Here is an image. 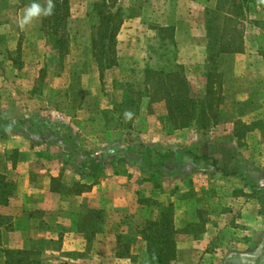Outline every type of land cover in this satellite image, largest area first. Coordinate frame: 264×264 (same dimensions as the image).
<instances>
[{
  "label": "rangeland",
  "instance_id": "obj_1",
  "mask_svg": "<svg viewBox=\"0 0 264 264\" xmlns=\"http://www.w3.org/2000/svg\"><path fill=\"white\" fill-rule=\"evenodd\" d=\"M32 2L0 0V102L7 103L5 117L12 115L19 120L17 114L25 106L35 116L58 123L65 113L72 116L87 110L94 120L93 129L100 130L104 119L111 116V127L128 131L125 136L120 132L109 136L116 153L133 162L143 160L146 177L156 186L208 177L216 171L231 178L224 188L205 192L212 197L211 206L199 212L200 223L223 227L219 233L223 239L260 238V233L245 224H264V0H254L246 17L229 25V31L235 27L240 30L244 51L219 59L211 85L217 123L205 131L193 123L183 135L174 134L185 129H178L170 120L165 102L150 104L156 79H148V72L169 74L179 67L191 96L205 99L210 72L207 13L216 11L218 0H109L123 10L127 26L120 31V51L116 49L115 54L118 66L103 74L92 43L99 23L95 7L103 0H70V18L64 29L69 52L65 57L58 55L46 36L44 15L23 28L19 26L23 9ZM35 2L47 8L49 0ZM177 23L178 30L176 26L161 27ZM67 127L69 130L59 133L62 140L52 138L54 130L43 131L34 137L36 144L64 143L78 159V139L71 126ZM156 129L161 135H154ZM15 132L33 136L22 126ZM108 153H88L87 158L100 170L112 158ZM196 230L202 235L203 228ZM261 238L264 240V229ZM135 239L129 236L122 244L130 243L131 249Z\"/></svg>",
  "mask_w": 264,
  "mask_h": 264
},
{
  "label": "crops",
  "instance_id": "obj_2",
  "mask_svg": "<svg viewBox=\"0 0 264 264\" xmlns=\"http://www.w3.org/2000/svg\"><path fill=\"white\" fill-rule=\"evenodd\" d=\"M179 25L164 24L161 27L176 26L178 30ZM126 26L124 21L122 30ZM120 37L121 33L117 38L118 53ZM204 53L202 48V55ZM6 104L0 102V123L5 119L15 121V116L3 114ZM23 108L19 114L14 111L19 118L30 119L37 115L27 107ZM110 119L111 116L104 119L100 130L93 129L94 120L87 110L72 116L65 113L57 121L71 126L80 145L78 159L73 157L68 145H57L52 141L36 144L34 138L16 134V128L4 137L0 136V174L17 189L8 206L0 205V216L13 222L12 231L2 232L4 249L38 252L41 264H149L147 244L137 232L143 221L157 219L161 212L159 207L139 204L142 199L152 198L162 206H173L178 232L174 264H264L263 223L245 224L249 230L260 233V238L223 239L219 235L223 227L217 224H205L202 235L192 231L200 224L199 212L207 205L211 206L212 197L205 196V192L224 188L231 178L216 171L208 177L179 183L173 180L175 184L156 186L146 177L143 160L133 162L116 153V145L109 136L119 132L125 136L128 131L123 127H111ZM188 132V129L175 130L174 134ZM154 135H161L160 130ZM102 150L112 156L105 162L103 173L90 175L92 166L80 168L88 153ZM92 210L102 211L106 217L103 223L96 224L95 233L88 234L83 229L84 216ZM129 236L136 237L130 249L134 262L132 258H118L120 241ZM0 264H6L1 251Z\"/></svg>",
  "mask_w": 264,
  "mask_h": 264
},
{
  "label": "trees",
  "instance_id": "obj_3",
  "mask_svg": "<svg viewBox=\"0 0 264 264\" xmlns=\"http://www.w3.org/2000/svg\"><path fill=\"white\" fill-rule=\"evenodd\" d=\"M215 12L207 13L206 32L208 39L207 65L210 72L207 75V94L205 99L197 100L191 96V89L187 78L181 71L165 74L164 72H148V79H156L153 84L154 92L150 96V104L165 102L169 112V118L176 123L178 129L189 128L193 123L199 129L205 131L217 123L213 114V91L211 90L212 80L219 66V59L223 55L238 54L244 51V41L240 30L235 27L229 31V25L238 23L246 17V13L254 3V0H218ZM109 0H103L97 4L99 23L95 28L93 37V55L98 63L100 72L113 69L118 66L115 56L117 38L125 21L123 10L116 8L115 3L110 4ZM54 10L51 16H43V29L50 43L58 55L67 56L69 52L68 34L64 32L66 23L70 18V0H54ZM107 11V13H105ZM223 21V24H221ZM22 126L26 131L32 132L31 138L41 135L43 131L54 130L56 133L52 138L59 137L61 130H69L63 123H53L43 120L38 116L30 119L20 118L17 121L5 119L0 123V136L4 137L11 130ZM57 145H64L58 143ZM156 148H152L156 152ZM79 151V150H78ZM125 153V151H123ZM81 156V154H78ZM161 160V158L159 159ZM161 163V161H158ZM92 166L90 175L104 172V166L100 170H95L97 164L90 163V159L84 157L80 164L81 169ZM16 185L9 182L7 177L0 174V205L8 206L16 195ZM141 206L159 207L161 212L157 219L147 220L141 223L137 234L147 244V254L149 264H174L176 262V235L174 209L172 205L162 206L157 201L149 202L140 200ZM102 211L92 210L84 216V231L95 233L96 224L104 222ZM205 224L193 227L203 228ZM3 230L12 231L13 222L8 217L0 216V251L6 259V264H41L40 254L33 251L8 250L2 247ZM194 233H198L197 230ZM134 237V236H132ZM120 241V251L118 258H125L130 255V243L122 244ZM122 248V250H121ZM69 264V263H65Z\"/></svg>",
  "mask_w": 264,
  "mask_h": 264
},
{
  "label": "clouds",
  "instance_id": "obj_4",
  "mask_svg": "<svg viewBox=\"0 0 264 264\" xmlns=\"http://www.w3.org/2000/svg\"><path fill=\"white\" fill-rule=\"evenodd\" d=\"M54 4L49 0L47 8H42L40 4L36 3L35 0L24 9L22 18L18 21L20 27H24L33 21V19L38 18L41 15L51 16L53 14ZM130 118L131 113H126Z\"/></svg>",
  "mask_w": 264,
  "mask_h": 264
}]
</instances>
